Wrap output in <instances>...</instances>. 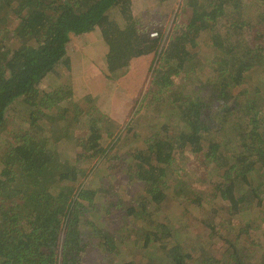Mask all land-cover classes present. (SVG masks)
Here are the masks:
<instances>
[{"label":"trees","instance_id":"obj_1","mask_svg":"<svg viewBox=\"0 0 264 264\" xmlns=\"http://www.w3.org/2000/svg\"><path fill=\"white\" fill-rule=\"evenodd\" d=\"M183 1L191 7L186 32L170 38L161 25L150 28L155 20L136 28L138 19L133 15L131 0H93L81 11L63 0H0V129L9 111H14L15 103L23 97L28 109L19 112L31 119L29 134L32 135L30 144L10 143L3 151L0 144V264H82L80 256L87 248L88 242L83 236L85 227L89 226V217H94L98 210L93 204L94 190L83 181L84 169L59 160L58 153L50 151V138L39 134L42 125L29 106L42 104L41 97L49 98V93L39 88L46 76L70 70L71 36L99 29L107 46L102 71L111 82L126 73L131 59L154 53L156 66L145 93L146 104L154 110V115L147 120L166 117L171 123L164 125L169 127L182 118V109L188 104L196 103L204 110V105L195 98L197 95L193 97L186 92L187 80L179 79L181 75L186 76L183 65L197 55L192 48L199 44L198 37L206 34L216 41L217 46L214 43L213 48L220 60L212 63L219 65V69L229 66L236 83L248 69L264 64V28L253 30L252 23L236 12L243 0ZM242 7L243 12L249 11L245 5ZM11 13L19 21L14 35L9 36L1 22ZM215 27H220L219 32L209 34ZM203 40L206 41L204 37ZM67 84L72 85V80ZM30 93L40 98L31 99ZM52 103L51 100L49 106ZM212 109L209 116L212 132L194 119L190 125L183 118L184 125L176 126V134L166 135L163 141L132 154L137 161V180L150 192L167 175L168 163L175 156L184 151L197 158L203 155V160L218 166L216 170L223 169L221 181L215 187L229 211L237 212L241 205L261 201L264 196V113L260 115L252 100L246 97ZM62 110L65 112L56 113L53 120L66 119L68 108ZM74 114L76 118L86 116L80 125H72L71 132L73 136L76 134L75 146L83 148L79 157L91 160L102 151L98 149L99 140L108 121L94 117L93 112L77 105ZM82 136L84 143L80 141ZM251 138L253 143L249 141ZM202 141L207 142L206 147ZM229 144L230 154H225L221 150ZM245 150L250 151L248 156L244 155ZM85 151H91L90 155ZM44 170L51 173L53 182L43 184L40 176ZM165 196L159 191L152 197L164 199ZM99 225H103V220ZM154 239L158 235L154 234ZM146 240L149 241V236ZM237 250L240 249L235 248L234 264H247L246 256L240 257ZM161 252V258L150 264H199L176 243L163 247Z\"/></svg>","mask_w":264,"mask_h":264},{"label":"rangeland","instance_id":"obj_2","mask_svg":"<svg viewBox=\"0 0 264 264\" xmlns=\"http://www.w3.org/2000/svg\"><path fill=\"white\" fill-rule=\"evenodd\" d=\"M63 1H68L76 11L85 9L93 2ZM131 1L133 15L138 19L136 28L155 20L156 23L150 24V28L161 25L170 38L186 32L191 7H187L183 0ZM263 1L243 0L242 4L249 11L243 12V5L236 9L252 23L253 30L256 27L264 28ZM18 21L16 15L11 13L2 20L1 26L12 36ZM219 30L220 27H215L209 34ZM197 40L199 44L192 48L197 55L183 65L186 76L181 75L179 79L187 80L186 92L193 97L197 95L195 98L204 105V110L196 103L188 104L182 109V118L173 122L172 127L164 125L171 123L166 117L147 120L154 115L145 98L156 66L154 53L131 59L126 73L111 82L102 71L107 46L98 28L71 36L68 43L70 70H60L59 75L51 73L40 83V90L48 92L49 98L41 97L42 104L29 105L42 125L39 134L50 138L48 147L50 151L58 153L59 160L69 161L85 170L83 181L96 195L93 204L98 210L94 217H89V226L85 227L87 231L83 234L88 244L80 256L82 264H150L161 258L163 247L175 243L199 264H234L237 257L234 255L235 248L240 249L237 250L239 256H246L249 264H264V196L261 201H251L241 205L237 212H230L215 187L221 181L223 169L216 170L217 165L203 160V155L197 158L184 151L175 156L168 163L170 167L164 165L167 175L150 192L137 180V161L132 154L146 149L147 145L163 141L166 135L171 137L176 134V126L184 125L183 118L189 120L190 125L191 119H194L212 132L213 122L209 117L212 108L231 104L234 99L240 102L245 97L252 100L260 115L264 113V64L248 69L240 82L236 83L229 66L219 69V65L212 63L213 60H220L213 48L214 43L217 46L216 41L206 34ZM73 49L75 52L70 51ZM69 80H72V85L67 84ZM226 95H230L229 98L226 99ZM30 98L38 99L40 95L30 93ZM203 99L205 101L200 102ZM51 100L54 104L49 106ZM23 101L22 97L15 103L14 111H9L0 129L2 151L10 143L30 144L31 119L19 112L23 108L28 109V104ZM75 105L84 111L90 110L96 118L102 117L108 121L105 124L108 127L99 140L98 149L102 151L91 160L81 159L78 154L83 152V148L75 146L76 134L72 135V125H80L86 120L84 114L76 118ZM66 107L65 118L68 121L53 120L55 114L64 113L62 109ZM171 107L173 109L175 106ZM234 139L238 140L235 136ZM80 141L84 143L85 137L83 139L82 136ZM249 141L253 143L254 139ZM201 143L207 146L206 141ZM236 145L240 146V143ZM230 147L231 144L221 151L230 154ZM249 152L245 150L244 155L248 156ZM90 153L85 151L86 155ZM99 162L108 165L104 168ZM40 180L43 184L51 183L53 177L44 170ZM159 191L166 195L164 199L152 197ZM99 216L103 218L102 226L99 225ZM154 234L158 235L157 240ZM147 236L149 241L146 240ZM112 244L115 246L108 250L107 247Z\"/></svg>","mask_w":264,"mask_h":264},{"label":"crops","instance_id":"obj_3","mask_svg":"<svg viewBox=\"0 0 264 264\" xmlns=\"http://www.w3.org/2000/svg\"><path fill=\"white\" fill-rule=\"evenodd\" d=\"M71 52H75V50L73 49V50H70Z\"/></svg>","mask_w":264,"mask_h":264},{"label":"built area","instance_id":"obj_4","mask_svg":"<svg viewBox=\"0 0 264 264\" xmlns=\"http://www.w3.org/2000/svg\"><path fill=\"white\" fill-rule=\"evenodd\" d=\"M151 36H153L154 34H150Z\"/></svg>","mask_w":264,"mask_h":264}]
</instances>
